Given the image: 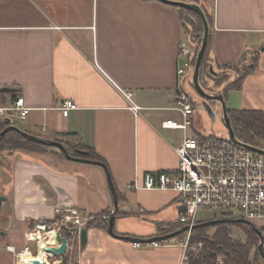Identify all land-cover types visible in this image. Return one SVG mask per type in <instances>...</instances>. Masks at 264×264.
<instances>
[{
	"label": "crops",
	"instance_id": "1",
	"mask_svg": "<svg viewBox=\"0 0 264 264\" xmlns=\"http://www.w3.org/2000/svg\"><path fill=\"white\" fill-rule=\"evenodd\" d=\"M197 1L208 9L213 1L209 54L215 73L238 64L246 51L259 55L257 71L241 89L212 94H222L230 110L264 111V0ZM187 42L178 6L161 0H0V106L23 96L32 108L23 131L86 145L106 161L119 210L128 213L116 214L119 235L149 239L163 235L159 225L178 222L176 192L141 186L146 173L179 166L175 148L185 133L164 123L183 122L174 107L180 91L187 93L177 72L179 46ZM67 100L76 108L64 116ZM194 127L195 118L187 134L201 135ZM7 158L12 189L3 203L9 202L13 221L11 240L9 234L0 238V264H16L7 245L22 250L27 232L38 223L54 224L57 209L104 220L114 211L107 172L99 165L54 152L15 151ZM135 183L140 188H129ZM86 229L87 245L75 244L59 261L187 264L185 243L177 238L135 248L103 229Z\"/></svg>",
	"mask_w": 264,
	"mask_h": 264
},
{
	"label": "built area",
	"instance_id": "2",
	"mask_svg": "<svg viewBox=\"0 0 264 264\" xmlns=\"http://www.w3.org/2000/svg\"><path fill=\"white\" fill-rule=\"evenodd\" d=\"M193 51L187 44L179 46V57L183 60L177 67L178 75L187 76L192 68L191 55ZM130 99V95H127ZM76 105L67 100L60 108L64 116H68ZM174 109L183 116V122H165L164 127L181 129L185 135L182 142L175 148L179 157V166L176 172L160 171L148 172L144 176L141 188L147 190L173 191L179 195L178 222L184 227H190L187 232L186 251L189 245L192 228L198 224L199 213L206 209L221 210L224 213H238L239 219H245L256 228L262 230L264 235V155L254 153L245 146L229 139L205 137L203 135L189 136L187 131L194 124L195 106L192 98L180 91ZM32 111L23 96L17 97L11 105L0 106V123L7 126L18 127L25 123ZM129 188H140L137 183ZM56 221L49 225L38 223L32 231L26 234L27 243H34L37 250L26 244L22 250L14 245H7V250L16 256V264H22L23 254L33 255L31 262L39 259L44 264H64L54 255L46 251V259L41 260L39 252L40 235L44 238L46 246H56L57 232L63 236V230L70 232L67 251L74 245H81L80 231L86 228L90 217L78 209H57ZM109 216H106L108 219ZM64 237V236H63ZM164 242L133 243L135 248H158Z\"/></svg>",
	"mask_w": 264,
	"mask_h": 264
},
{
	"label": "trees",
	"instance_id": "3",
	"mask_svg": "<svg viewBox=\"0 0 264 264\" xmlns=\"http://www.w3.org/2000/svg\"><path fill=\"white\" fill-rule=\"evenodd\" d=\"M177 1L189 2L186 0ZM178 8L180 10V16L184 29L189 34L191 42L195 48L191 55V64L192 67L195 68L197 57L203 43L205 32L204 23L200 15L196 12L183 7ZM202 9L205 12L211 30L214 24V16L204 7H202ZM211 44L212 35L210 33L208 47L202 60L200 69V85L206 92H209L207 90L210 88V86L207 88V82L213 83L209 93H213L214 90H218L220 88H224V94L232 90L241 89L245 79L254 74L258 69V53L252 50L246 51L242 55L238 64L227 65L224 67V69H226L225 71L221 73H215L211 70V67L215 62V60L211 58L209 54ZM206 77L209 79V81L206 80ZM6 91L9 90L3 89V92ZM228 115L231 127L238 140L247 145L264 150V111H239L228 109ZM7 127L9 126L0 123V167L3 166L2 162H4L1 161V159H6L10 152L19 150L28 152H54L61 157L66 158L65 154L60 149L49 145L32 142L25 138L18 131H9L6 135L1 136V133ZM53 140L63 143L66 146L69 155L74 158L88 160L91 163L101 162L107 166L106 161L91 147L60 139ZM118 197L121 201L119 194ZM107 214L109 215L108 219L104 220L102 219L103 217H95L88 222L86 227L88 229L99 228L108 231L111 212H108ZM127 214L128 213H122L120 210L117 211V215L124 216ZM223 214L224 217L222 219H237L231 216L230 213ZM201 223L202 222L198 221V224ZM182 228L183 225H181L179 222L166 226L159 225V231L161 233L167 234L174 233ZM69 235L70 232L67 229H64L63 236L68 238ZM186 235L187 233H183L176 238L179 242L184 243ZM260 241V236L254 230V228L244 223L228 222L215 226L199 227L192 231L190 243H203V248L199 250L197 254L189 253L187 255V264H262L261 261H264V247L262 253L259 248Z\"/></svg>",
	"mask_w": 264,
	"mask_h": 264
},
{
	"label": "water",
	"instance_id": "4",
	"mask_svg": "<svg viewBox=\"0 0 264 264\" xmlns=\"http://www.w3.org/2000/svg\"><path fill=\"white\" fill-rule=\"evenodd\" d=\"M162 2L169 4V5H174V6H178V7H183L186 9H190L194 12H196L197 14L200 15V17L203 20L204 23V38H203V43L201 46V49L199 51L198 57H197V61L195 64V68H194V85L196 87V89L198 90L199 94L205 99V100H218L222 103L223 105V111H224V121L226 123L227 128L229 129V133H230V138L237 142L240 145L245 146L247 149L253 151L254 153L257 154H261L264 155V150L255 148L253 146L247 145L243 142H241L240 140L237 139V137L235 136V133L231 127V123H230V119H229V115H228V108L224 99V96L222 94H212V93H208L206 92L202 86L200 85V81H199V76H200V69H201V65H202V60L204 58V55L206 53L207 47H208V42H209V35H210V27H209V23L208 20L206 18L205 12L203 11L202 7L196 3H188V2H183V1H177V0H161ZM264 51V48H263ZM212 72H214L213 68L211 67ZM9 131H18L19 133H21L25 138H27L28 140L32 141V142H36V143H41L44 145H49L52 147H56L58 149H60L66 156L67 159L69 160H74V161H79V162H83V163H88V164H94V165H99L101 167H103L106 172H107V176H108V181H109V185H110V189L111 192L113 194V198H114V211L112 212L110 219H109V227H108V232L110 233L111 236L120 239V240H125V241H129V242H133V243H151V242H164L167 240H171L176 238L177 236H179L180 234L183 233H187L190 230V227H184L174 233H163V235L157 236V237H152L149 239H139V238H134V237H130V236H122L119 235L118 233L115 232V219H116V214L117 211L119 210V197H118V193L117 190L115 188V185L111 179L110 173L107 169V166H105L104 164H102L101 162H96V163H91L88 160H81L78 158H74L71 155H69L68 150L66 148V146L58 141H54V140H48V139H44L42 137H38L36 135H32L30 133H27L25 131H23L22 129H20L19 127H15V126H10L7 127L2 133L1 136L6 135ZM7 198L0 196V209L3 206V202L6 201ZM228 222H235V223H244V224H248L251 227L254 228V230L258 233V235L260 236L261 242L259 245L260 250L263 253V247H264V235L262 233L261 230H259L258 228H256L252 223L248 222L245 219H235V220H229V219H221V220H212V221H208V222H204L201 224H197L192 228V231L199 228V227H209V226H215L221 223H228ZM56 243L59 244V247L56 246H46L45 250L47 252H50L54 255H59L62 256L67 252V248H68V240L62 236V233L60 231L57 232V236L55 239ZM80 241H81V247H85L87 245L88 242V230L86 228H83L80 231ZM264 255V253H263ZM33 264H44L42 261H40L39 259H35L33 261Z\"/></svg>",
	"mask_w": 264,
	"mask_h": 264
},
{
	"label": "rangeland",
	"instance_id": "5",
	"mask_svg": "<svg viewBox=\"0 0 264 264\" xmlns=\"http://www.w3.org/2000/svg\"><path fill=\"white\" fill-rule=\"evenodd\" d=\"M188 1H192L193 3L199 2L197 0H188ZM209 6L211 7V9H208L207 7L205 8L210 10V12L212 13L213 1L209 3ZM186 44L189 48H191L192 51L194 50L190 42H187ZM182 78L184 81V89L189 94V96L192 98L194 102V106H195L194 130H196L198 134H201L205 137H216L219 139H229L230 133L224 121V111H223L222 103L218 100H208L207 101L201 97V95L198 93V91L194 87V68L193 67L189 69L188 75L186 77L183 76ZM206 80L209 81L207 77H206ZM207 83H208L207 88L209 86L210 88H212L211 86L213 83L211 82H207ZM210 88L207 91L210 92ZM18 127L20 129L26 130V127L22 124H19ZM43 136H46V135L44 134ZM1 161H4V162H2L3 166L0 167V196L6 197L11 192V189H12L11 171L13 170V168L10 166L11 162L10 160H8V158L1 159ZM223 213L224 212H222L221 210H215V209L202 210L199 213V222L204 223V222H208L212 220H221L224 217ZM231 216L237 219L240 218V215L238 213L231 214ZM12 221H13L12 210L9 206V202L7 201L5 202V204L3 203V206L0 209V229L3 228V230H1L0 232V238H2L3 234H9V236L6 239H8L9 241L11 240V236H10L11 233H10L8 226L10 223H12ZM33 229L29 231H32ZM187 235H186V238L184 237L185 238L184 243L187 242V239H188ZM29 246L33 248V251L37 250V246L34 243H30ZM202 248H203V243L191 244L189 241V245L187 248V255L189 253L197 254L199 250H201ZM261 263L264 264V261H261Z\"/></svg>",
	"mask_w": 264,
	"mask_h": 264
},
{
	"label": "bare ground",
	"instance_id": "6",
	"mask_svg": "<svg viewBox=\"0 0 264 264\" xmlns=\"http://www.w3.org/2000/svg\"><path fill=\"white\" fill-rule=\"evenodd\" d=\"M36 238L40 241V244H41V249H40V252H39V256H40L41 252H43L44 259H41V260H45L46 259V250H45V247H44L45 240L40 235H37ZM32 257H33V255L30 254V253L23 254L22 261H21L22 264H29L31 262Z\"/></svg>",
	"mask_w": 264,
	"mask_h": 264
}]
</instances>
